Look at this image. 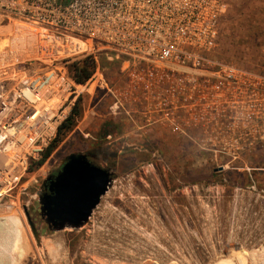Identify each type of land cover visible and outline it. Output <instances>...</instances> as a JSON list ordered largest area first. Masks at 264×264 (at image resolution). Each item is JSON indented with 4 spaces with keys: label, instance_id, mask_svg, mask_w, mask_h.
Returning <instances> with one entry per match:
<instances>
[{
    "label": "built area",
    "instance_id": "2783aa9c",
    "mask_svg": "<svg viewBox=\"0 0 264 264\" xmlns=\"http://www.w3.org/2000/svg\"><path fill=\"white\" fill-rule=\"evenodd\" d=\"M229 1L0 0V201L98 94L128 137L165 133L215 161L264 156V73L217 56ZM103 56L120 66L116 83ZM83 61L94 70L79 83Z\"/></svg>",
    "mask_w": 264,
    "mask_h": 264
},
{
    "label": "rangeland",
    "instance_id": "374dc122",
    "mask_svg": "<svg viewBox=\"0 0 264 264\" xmlns=\"http://www.w3.org/2000/svg\"><path fill=\"white\" fill-rule=\"evenodd\" d=\"M229 2L217 56L264 73L255 65L264 63V0ZM0 32L2 43L10 34L5 22ZM99 65L110 81L120 79L118 63L103 56ZM106 104L101 94L81 99L73 129L51 157L3 193L0 220L19 215V221H0V264H264V156L197 158L189 145L155 131L140 141L127 136ZM75 153L115 178L88 223L50 231L38 193Z\"/></svg>",
    "mask_w": 264,
    "mask_h": 264
},
{
    "label": "water",
    "instance_id": "95a60500",
    "mask_svg": "<svg viewBox=\"0 0 264 264\" xmlns=\"http://www.w3.org/2000/svg\"><path fill=\"white\" fill-rule=\"evenodd\" d=\"M114 178L111 169L96 165L86 154L69 155L62 168L44 181L45 190L38 193L40 215L49 230L79 229L88 223ZM25 213L34 227L27 208Z\"/></svg>",
    "mask_w": 264,
    "mask_h": 264
},
{
    "label": "trees",
    "instance_id": "16d2710c",
    "mask_svg": "<svg viewBox=\"0 0 264 264\" xmlns=\"http://www.w3.org/2000/svg\"><path fill=\"white\" fill-rule=\"evenodd\" d=\"M264 63H255L256 66L264 67ZM73 70L75 72V79L79 83H84L89 79V77L92 75V72L94 70V64L90 61H83L80 64H74ZM80 115V108L77 107L70 115V117L60 126L58 134L56 139L50 144L48 149L46 150L45 154L43 155V158L36 163L37 166L43 165L52 155L54 152L56 146L61 141V137L64 136L66 133L71 131L75 125L76 120L78 119ZM91 162H93L90 159ZM219 173H213V176L218 175ZM199 174L196 173L195 177H197ZM199 181V180H198ZM197 182V181H195ZM193 181V183H195Z\"/></svg>",
    "mask_w": 264,
    "mask_h": 264
},
{
    "label": "bare ground",
    "instance_id": "6f19581e",
    "mask_svg": "<svg viewBox=\"0 0 264 264\" xmlns=\"http://www.w3.org/2000/svg\"><path fill=\"white\" fill-rule=\"evenodd\" d=\"M8 29V28H7ZM3 30V29H2ZM0 33H3V32H0ZM12 34V33H11ZM17 216H19V215H17ZM17 216H14V217H12V218H5V219H1L0 221H2V224L4 223H7L6 221H9V223H11L10 225H12L13 226V222L14 221H19V219H18V217ZM3 220H6L5 222H3ZM3 224V225H4ZM5 226V225H4ZM3 227V226H2ZM13 227H11V229H12ZM11 245V244H10ZM13 245V244H12ZM11 247V246H10ZM9 247V248H10ZM13 248V247H12Z\"/></svg>",
    "mask_w": 264,
    "mask_h": 264
},
{
    "label": "flooded vegetation",
    "instance_id": "af4514ba",
    "mask_svg": "<svg viewBox=\"0 0 264 264\" xmlns=\"http://www.w3.org/2000/svg\"><path fill=\"white\" fill-rule=\"evenodd\" d=\"M47 184H48V182H47ZM42 190H45V187H42Z\"/></svg>",
    "mask_w": 264,
    "mask_h": 264
}]
</instances>
